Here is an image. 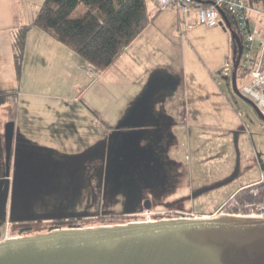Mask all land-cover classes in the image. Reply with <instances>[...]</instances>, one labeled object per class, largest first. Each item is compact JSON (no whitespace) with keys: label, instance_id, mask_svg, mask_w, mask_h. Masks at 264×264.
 Returning <instances> with one entry per match:
<instances>
[{"label":"rangeland","instance_id":"rangeland-1","mask_svg":"<svg viewBox=\"0 0 264 264\" xmlns=\"http://www.w3.org/2000/svg\"><path fill=\"white\" fill-rule=\"evenodd\" d=\"M37 2L40 4L39 0H29L28 4L34 8ZM149 8L152 15L159 12L153 3ZM165 12L178 13L169 8L157 19L166 16ZM155 26L168 28L170 24L159 19ZM260 27L264 33V17ZM183 34L172 32L163 40L162 61L170 64L166 70L169 71L167 75L173 77L174 85L157 94L155 105L162 111L170 107L176 122L175 139L152 141L148 133V141L141 146L140 155L136 151L139 148L135 146L130 151L125 140V155L115 153L106 162L102 153L86 162L74 160L73 153H69L70 147L64 145L61 148L67 153L57 155L59 166L55 171L51 169L55 163L48 160L43 162L48 163L50 169H38L36 161L32 160L37 157L31 154L28 161L19 162L12 175L10 200L5 218L0 221V240L49 233L52 220L60 216L76 220L75 224L82 229L139 221L146 202L151 203L150 210L159 219L170 213H174V218L183 215L213 218L237 191L261 181L264 176V122L250 104L235 94L232 72L223 69L227 58L233 57L230 31L223 24L214 28L196 25L194 30ZM165 75L164 70L162 76ZM65 82L69 84L70 78H65ZM237 83L238 88H242L244 82ZM113 87L101 83L90 91L96 103L89 95L82 100L87 104L95 103L97 109L107 105L108 111L111 104L115 109L125 106L130 100L128 95L122 93L112 99ZM101 90L110 91L107 98ZM81 92L75 90L73 99ZM186 95L193 103L188 108ZM185 111L192 121V142L179 119ZM154 120L149 125L162 124L161 120ZM9 122L0 113L3 135ZM129 134L130 138H135V131ZM114 143L117 149L122 140ZM62 157L74 158L72 162L66 158L61 162ZM63 167L65 169L61 170ZM177 212L179 214H175ZM29 221L40 222L32 226V233H27L25 227L28 226H14V222ZM69 226L66 222L63 228Z\"/></svg>","mask_w":264,"mask_h":264},{"label":"crops","instance_id":"crops-1","mask_svg":"<svg viewBox=\"0 0 264 264\" xmlns=\"http://www.w3.org/2000/svg\"><path fill=\"white\" fill-rule=\"evenodd\" d=\"M44 1L39 0V3ZM28 3L29 0H0V96H14L17 99L10 176L15 174L19 162L28 161L31 154L37 157L32 160L36 161L38 169L41 171L50 169L49 164L43 162L48 160L55 163L51 168L55 171L59 166L56 157L63 155L61 152L64 150L61 147L64 145L70 147L69 153H73L74 160L86 162L88 158L102 153L106 162L115 153L125 155L126 143L130 151L136 146L139 148L136 149L138 154H142L141 146H145L148 141L146 140L148 133L151 134L152 141L156 138H165V141L174 138L176 122L174 116L170 114V107L164 108L163 111L155 107L158 102L157 94L174 85L173 77L168 76L169 71L166 70L170 68V64L162 61L161 50L166 34L172 32L177 34V31L185 34L195 27L187 30L181 25L179 13L176 15L165 12L166 16L157 19L161 13L159 11L152 15L154 20L127 47L117 61L105 71H99L84 65L71 49L34 27L41 6L37 2L33 8ZM156 19L163 20L170 26L156 27ZM221 24L225 25L223 21L219 23ZM23 26H32V28L27 35L19 77L13 45L15 32ZM164 70L166 75L162 76ZM65 78H70L69 84H66ZM82 79L83 84H80L79 81ZM101 83L114 86L110 94L112 99L114 96L126 93L130 100L125 106L116 109L111 104L114 109L111 110L110 107L109 111L106 109L107 105L95 108L96 101L92 100L90 95L93 94L90 91ZM66 87L69 89L66 90ZM75 90L82 92L73 99ZM101 92H104L102 94L107 98V93L110 91L101 90ZM87 95L95 103L84 102L82 99L87 98ZM94 97L98 98V96ZM185 102L188 103L186 108L189 104L193 105L188 100V95ZM9 111V103L0 105V113L7 118V122ZM186 113L185 111L179 119L183 128L185 127L188 140L192 142L193 127L190 125L192 121ZM154 119L161 120L162 124L149 125L152 120L155 122ZM134 131L135 138H130L129 133L132 134ZM4 135L0 126V179L5 177L3 173L6 170ZM115 140H122L117 149H115ZM82 154L88 156L78 159L83 156ZM63 158L72 162L74 157H62L61 162ZM63 169L65 168L61 170Z\"/></svg>","mask_w":264,"mask_h":264},{"label":"water","instance_id":"water-1","mask_svg":"<svg viewBox=\"0 0 264 264\" xmlns=\"http://www.w3.org/2000/svg\"><path fill=\"white\" fill-rule=\"evenodd\" d=\"M220 14L235 42L231 79L235 94L264 122L259 107L240 93L237 76L243 47L225 13ZM4 134L7 169L0 179L1 222L10 197L15 122L6 125ZM151 207L145 203V210ZM0 264H264V219L229 215L58 229L0 241Z\"/></svg>","mask_w":264,"mask_h":264},{"label":"trees","instance_id":"trees-1","mask_svg":"<svg viewBox=\"0 0 264 264\" xmlns=\"http://www.w3.org/2000/svg\"><path fill=\"white\" fill-rule=\"evenodd\" d=\"M197 1L204 6L209 4L206 0ZM151 3H154V1L45 0L33 26L71 49L84 65L95 70L105 71L117 61L127 47L154 20L149 8ZM247 3L253 10L264 13V0H247ZM228 19L230 22L232 21L230 16ZM31 28L32 26H23L14 34V60L19 77L22 71L26 39ZM231 44L234 49L235 42L233 40ZM247 76L248 73L240 68L237 81H243L245 83ZM4 103H9L10 105L9 121L15 122L17 118L16 97L0 96V105ZM253 189H258L260 198L264 200V185H254L250 188H244L237 193V196L240 198L250 197V192ZM173 214L170 213L164 217L173 218ZM175 214H179V212ZM114 216L125 217V215ZM65 220L69 221L68 223L71 225L68 228H80L78 223L75 224L76 222H73L74 219H67L63 216L52 220L51 223H59ZM109 220L112 221L111 219ZM78 221H81V218ZM101 221L104 222L105 220L102 219ZM129 222L131 221L125 222L124 224ZM38 223L29 221L16 224L14 222V226H28L25 227L27 231L28 228L30 229L34 224ZM63 225L61 224L57 228H51L49 232L57 229H65Z\"/></svg>","mask_w":264,"mask_h":264},{"label":"built area","instance_id":"built-area-1","mask_svg":"<svg viewBox=\"0 0 264 264\" xmlns=\"http://www.w3.org/2000/svg\"><path fill=\"white\" fill-rule=\"evenodd\" d=\"M153 1L160 11L169 8L177 10L180 24L187 30L193 29L196 25L209 28L217 26L223 21L220 12L225 13L227 18L229 16L232 18L230 23L243 47L239 69L242 68L248 73L247 81L239 90L244 97L253 101L264 115V33L260 27L264 13L250 8L247 0H206L209 2L206 6L197 0ZM223 69L233 73V57L226 61ZM259 194L258 189L253 190L250 194L254 198L252 201H240L235 195L229 204L224 205L213 218L232 215L264 219V201L257 199ZM141 216V220L129 223H154L162 220L198 218L183 215L176 218L159 219L152 210H145Z\"/></svg>","mask_w":264,"mask_h":264},{"label":"flooded vegetation","instance_id":"flooded-vegetation-1","mask_svg":"<svg viewBox=\"0 0 264 264\" xmlns=\"http://www.w3.org/2000/svg\"><path fill=\"white\" fill-rule=\"evenodd\" d=\"M9 166H10V164H9ZM5 168L7 169V163H6V165H5ZM262 170H263V172H264V167H262ZM5 174H6V172H5ZM2 179V178H1ZM13 179H12V176H10V184H11V181H12ZM254 185H264V176L262 177V179H261V181L260 182H258L257 184H253V185H248V186H246L245 188H247V187H252V186H254ZM244 189V188H243ZM242 190V189H241ZM241 190H239V191H241ZM253 190H255V189H253ZM253 190L250 192V193H252L253 192ZM239 191H237L234 195H233V197L235 196V195H237V193L239 192ZM232 197V198H233ZM232 198H230L229 199V201H228V203L227 204H229V202L231 201V199ZM238 199L240 200V201H252V200H254V198H253V196H251L250 195V197H243V198H240V197H238ZM257 199H259L260 201H264V200H262V198H260V194H259V196L257 197ZM227 204H224V205H227ZM223 205V206H224ZM223 206H221L220 207V209L223 207ZM217 215V214H216ZM66 222H69V221H67V220H65V221H63V222H59V223H51V225H49V229H51V228H57L58 226H60L61 224H66ZM73 222H77L76 220H73ZM34 225H40V223H38V224H34ZM58 230V229H57ZM27 233H32V227L29 229L28 228V232ZM24 234V233H23ZM27 236H29V235H27Z\"/></svg>","mask_w":264,"mask_h":264}]
</instances>
